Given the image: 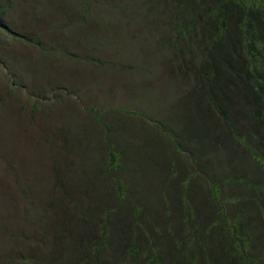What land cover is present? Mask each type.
<instances>
[{
  "label": "trees",
  "instance_id": "1",
  "mask_svg": "<svg viewBox=\"0 0 264 264\" xmlns=\"http://www.w3.org/2000/svg\"><path fill=\"white\" fill-rule=\"evenodd\" d=\"M155 9L168 12L162 48L186 57L179 110L156 123L92 108L100 132L59 140L51 214L0 264H264V0Z\"/></svg>",
  "mask_w": 264,
  "mask_h": 264
},
{
  "label": "rangeland",
  "instance_id": "2",
  "mask_svg": "<svg viewBox=\"0 0 264 264\" xmlns=\"http://www.w3.org/2000/svg\"><path fill=\"white\" fill-rule=\"evenodd\" d=\"M156 2L0 0L3 23L17 35L0 33V263L26 249L22 234L51 214L45 204L59 140L66 131L82 141L100 132L92 108L98 120L120 109L156 123L179 110L173 103L185 90L178 64L160 44L168 38V12Z\"/></svg>",
  "mask_w": 264,
  "mask_h": 264
},
{
  "label": "clouds",
  "instance_id": "3",
  "mask_svg": "<svg viewBox=\"0 0 264 264\" xmlns=\"http://www.w3.org/2000/svg\"><path fill=\"white\" fill-rule=\"evenodd\" d=\"M169 36H170V34H168V38H169ZM168 38H167V39H168ZM166 42H167V41H164V44H165ZM162 43H163V42H162ZM182 58H183V62H182V61H179V60H178V58H177V59H175L176 61H174V62H175L176 64H178V66H180V65H181V63L183 64V63H184V61H186V60H185V58H186V57H185V58H184V57H182ZM171 62H172V61H171ZM24 201H25V199H24Z\"/></svg>",
  "mask_w": 264,
  "mask_h": 264
}]
</instances>
